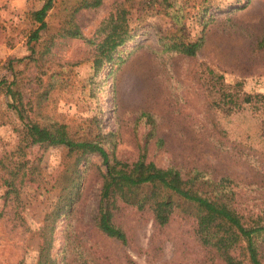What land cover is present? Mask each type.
Segmentation results:
<instances>
[{
  "label": "rangeland",
  "instance_id": "rangeland-1",
  "mask_svg": "<svg viewBox=\"0 0 264 264\" xmlns=\"http://www.w3.org/2000/svg\"><path fill=\"white\" fill-rule=\"evenodd\" d=\"M45 1L0 0V264L39 263V230L72 163L62 146L24 147V126L12 108L20 102L28 121L62 124L75 139L100 141L99 132L114 133L120 161L144 153L159 168H195L215 181L228 177L237 211L264 224L260 113L220 114L207 92L210 69L226 86L238 85L239 94L264 95V0H100L77 12L94 0H53L47 29L28 44L38 27L33 14ZM122 12L133 38L111 65L103 60L96 70L108 22ZM71 24L81 38L63 37ZM161 37L167 44L203 38V45L189 57L166 51ZM9 83L21 101L7 94ZM143 113L154 121L153 134ZM79 169L80 197L53 233L55 264H225L179 214L160 227L150 213L122 204L113 222L127 241L107 237L96 227L101 160L92 156ZM5 181L14 182L15 193ZM255 244L264 264V233ZM243 247L232 254L247 264Z\"/></svg>",
  "mask_w": 264,
  "mask_h": 264
},
{
  "label": "trees",
  "instance_id": "trees-1",
  "mask_svg": "<svg viewBox=\"0 0 264 264\" xmlns=\"http://www.w3.org/2000/svg\"><path fill=\"white\" fill-rule=\"evenodd\" d=\"M99 5L100 0H94L92 3L81 5L75 11ZM52 7L53 0H46L43 6L34 12L33 19L38 27L30 34L28 44L37 42L41 32L47 29L45 18ZM126 22L125 12L112 17L108 22L110 31L98 46L99 59L95 62L96 70L101 68L103 60L111 65L119 48L133 38L127 30ZM70 28L63 37L81 38L74 24H71ZM164 40L163 37L160 38L161 43H164ZM202 45L203 38H198L193 43L173 42L164 43L163 46L168 52L193 57ZM207 70L212 76L207 88L212 101L211 109L230 116L239 115L254 108L260 113L257 124L260 136L264 140L262 135L264 134V95L239 94L235 88L238 85L228 87L219 77L213 75L212 70ZM5 82L2 84H6ZM12 86L13 83L7 84V94L21 101V96L15 95ZM12 108L24 126L25 148L39 146L46 149L62 146L72 159L68 167L69 175L65 174L57 181L60 184L61 194L52 211L45 215L43 226L39 230L41 245L38 264H55L50 256L54 242L53 233L58 221L62 217H67L78 201L82 180L79 167L81 164L86 165L92 156L98 157L103 166L96 227L107 237L123 244L127 241L123 230L113 222L119 205L123 204L134 207L140 212L150 213L154 223L160 227L167 225L175 214L192 220L196 240L203 247L213 250L225 264H244L232 254L239 246H244L247 264H261L255 238L264 233V224L251 218L246 219L237 211L234 206L235 193L231 189V180L228 177L215 181L207 179L195 168L185 171L174 167L159 168L153 162L147 161L144 153L139 154L133 162L120 161L114 156L115 144L113 145L114 133L112 132L105 134L99 132L100 141L75 139L69 135L67 128L62 124L46 127L28 121L21 102L20 105L17 103ZM212 114L213 117L216 116V113ZM141 118H146V123L150 125L151 134H153L155 126L152 117L143 113ZM157 143L162 145V140H157ZM106 145L110 146V150L105 147ZM5 184L8 191L16 192L13 181H5ZM2 217L3 213L0 212V219ZM129 264L136 263L129 261Z\"/></svg>",
  "mask_w": 264,
  "mask_h": 264
}]
</instances>
